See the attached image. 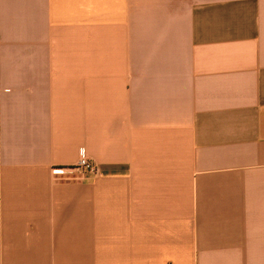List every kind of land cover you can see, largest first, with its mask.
<instances>
[{
	"label": "crops",
	"instance_id": "obj_1",
	"mask_svg": "<svg viewBox=\"0 0 264 264\" xmlns=\"http://www.w3.org/2000/svg\"><path fill=\"white\" fill-rule=\"evenodd\" d=\"M0 264H264V0H0Z\"/></svg>",
	"mask_w": 264,
	"mask_h": 264
},
{
	"label": "built area",
	"instance_id": "obj_2",
	"mask_svg": "<svg viewBox=\"0 0 264 264\" xmlns=\"http://www.w3.org/2000/svg\"><path fill=\"white\" fill-rule=\"evenodd\" d=\"M55 175H64L76 173L80 177L98 176L100 174L97 164H95L85 153L84 149H79L78 159L72 168H54L52 169Z\"/></svg>",
	"mask_w": 264,
	"mask_h": 264
}]
</instances>
